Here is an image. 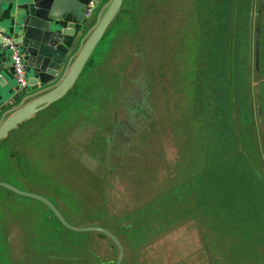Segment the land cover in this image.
Returning a JSON list of instances; mask_svg holds the SVG:
<instances>
[{
	"label": "rangeland",
	"instance_id": "1",
	"mask_svg": "<svg viewBox=\"0 0 264 264\" xmlns=\"http://www.w3.org/2000/svg\"><path fill=\"white\" fill-rule=\"evenodd\" d=\"M195 1L121 0L106 32L63 97L17 124L9 143L1 146L0 182L48 200L73 227H100L114 235L92 225L98 222L94 217L115 228L118 218L151 198L149 208L156 210L161 193L199 168L205 129L213 132L232 125L237 141L233 151L239 148L246 156L242 171L254 169L260 174L261 181L253 182L259 186L264 181V10L259 69L253 75L242 48L243 36L250 40L251 24L255 32L256 19L249 16L252 1L204 0L209 6L205 4V36L200 38ZM257 1L264 9V0ZM146 3L148 7L143 5ZM233 22H241L240 28L229 38ZM233 39L235 45L240 43L239 48ZM218 45L221 54L237 48L230 68L233 76L227 74V67L222 69L224 82L221 75L212 82L207 76L212 86L203 84L200 101L192 103V82L200 79L194 80L195 74L204 77L216 70L213 54ZM198 50L204 53L202 59ZM258 106L260 114H256ZM114 146L118 153L113 152ZM215 181H219L218 173L203 174L197 181L199 189L201 183V189L208 188L202 206L214 216L220 204L212 193ZM184 185L191 198L196 185ZM250 190L252 197L264 199L263 189ZM15 196L23 200L22 225L28 235L24 264H115L118 250L112 240L93 234L84 238L80 233L86 231L65 226L62 230L41 200ZM16 208L11 205L14 211ZM183 216L160 227L155 223L156 229L141 241L127 232L129 220L122 218L118 236L114 235L122 248L119 264H212L225 259L227 245L221 249L205 246L209 239L206 234L202 237L203 215ZM221 219L219 214L220 224L213 228L216 236L223 228ZM1 232L0 264H10ZM18 237L14 235V239ZM210 250H214L212 258ZM22 253L21 248L16 249L11 263L16 264L18 257L21 260Z\"/></svg>",
	"mask_w": 264,
	"mask_h": 264
},
{
	"label": "trees",
	"instance_id": "2",
	"mask_svg": "<svg viewBox=\"0 0 264 264\" xmlns=\"http://www.w3.org/2000/svg\"><path fill=\"white\" fill-rule=\"evenodd\" d=\"M201 2L207 3L204 0L195 1V6L197 5V15L199 12H201V10H198V4H202ZM143 5L148 7L147 3ZM206 6L208 7L209 3H207ZM195 24L197 25V34L200 38L202 35L201 33H205V30H203L204 26L200 25L199 22ZM250 26L252 27V24ZM232 27L233 30H231V33H229V38L234 36L236 30L240 28V24H232ZM106 30L107 29H105L104 33ZM252 34L254 35V31L252 30L251 32L250 28V38H252ZM248 39L246 36H243L242 38V48L244 49L246 57H248ZM234 41L235 40L233 39V44ZM142 42L146 43V39L143 38ZM239 45L234 44V46L237 48H239ZM142 47L144 48V44ZM216 49L217 50H215L213 54V58L216 60L217 64L216 70L213 73L205 74L204 77L200 76V74H195L194 80H196L197 76L200 79L198 80L197 78V81L192 82L195 86L193 90L194 92L189 94L190 96L187 95L189 96L192 103L195 100L198 102L200 101V89L202 88L201 86L203 84H205L206 87L212 86L211 83L208 84L206 80L207 76H209V81L212 82L217 74L219 76L221 75L220 80L224 82L222 72L223 67H227L229 70L227 74H231L233 76V72H230V68L233 69L234 67V51L236 49H233L231 50L232 52L225 54L220 53L219 45ZM198 51L199 57L202 59V56L204 57V53L200 52V50ZM206 51L208 52V49H206ZM252 71L255 73L254 69H252ZM217 129L218 130L213 132H208V130L205 129V140L203 142L205 143L204 151L198 160L199 168H197V170H201L198 173L196 170L190 175H187L185 181L173 183L172 186L168 187L166 192L161 193L159 195V206L156 210L149 208V204L152 203V198L142 205L132 207L130 211L126 212L122 216V218L129 220V225L131 227L129 229L124 227L123 229L126 228V230H128L127 232H133L141 241V239L145 238L149 232H152L156 229L155 223L157 224V227H160L164 223L176 221L181 216L186 217L183 216V214L190 216H201L202 214L204 217L201 218L203 223L201 224V226H203L202 237H204L206 234V237L209 239L207 240L208 244L205 243V246L209 247L216 245L218 249H221L226 245L228 246V252L224 256L225 259H212L215 262L214 263L212 261V264H264V199L261 200L255 196L252 197L250 190L251 188L264 190V181L260 182L259 186H255L253 184L254 181H261L259 180L260 174L252 168V171L250 172L242 171V169H245L246 167L244 161L246 160V156L242 151L239 152V148L233 151V147L236 145L237 141L235 138H233L232 125H227V127L221 126ZM219 137L222 138L221 141L219 140ZM115 146L113 148V152L118 153L116 151L117 147ZM213 173H218L219 178V181L212 182V193L216 195V200L220 202V204L216 206V211L218 212L215 213L216 216H214L210 211L208 212L207 209L202 206L204 199L209 195L207 192L208 188L201 189L203 188L204 183H201L200 189L197 185V181L201 178V175L205 174L206 176ZM188 182L191 183L192 186L196 185L194 189V192L196 193H192L191 198L188 196L187 186L184 185ZM253 200H258V202H256L257 204L253 203ZM247 204L249 205L248 207ZM44 206L47 207L46 205ZM224 213L225 215H222ZM219 214L222 216L221 224L223 228H221L220 232L217 233L218 236H216L215 229L213 228L216 227V224H220V221L217 220ZM51 215L53 216L52 213ZM122 218L117 219V226L115 228L112 226L110 227L109 224H102L97 217H94V219L98 220V222L92 223V225L104 227L111 231L114 235L118 236L117 231L120 230V222ZM59 225L62 230H66V228L60 224V222ZM80 234L84 235V238L88 237L87 235L89 234H93L98 239L105 238L112 242L111 239L103 233L86 231ZM228 240L229 242H227ZM213 251L214 250H210L211 258ZM248 258L252 259L253 261H249Z\"/></svg>",
	"mask_w": 264,
	"mask_h": 264
},
{
	"label": "water",
	"instance_id": "3",
	"mask_svg": "<svg viewBox=\"0 0 264 264\" xmlns=\"http://www.w3.org/2000/svg\"><path fill=\"white\" fill-rule=\"evenodd\" d=\"M86 0H0L9 5V28L10 32L0 28L2 36L12 38L19 46L23 55L27 85L29 78L30 85L40 86L54 82L62 70L69 54L71 36L74 34L73 23H65V15H70L74 21L81 25L85 22L83 13ZM95 3L98 0H93ZM121 0H110L107 8L99 21L91 31L90 35L72 60L65 74L59 82L48 92L36 100L26 104L4 122L0 124V139L13 129L17 124L29 118L35 112L43 109L51 102L61 98L75 82L88 56L102 37L106 27L112 20L113 15L120 6ZM16 35V39L12 36ZM1 53L6 55L5 50ZM4 58V57H3ZM17 87V86H16ZM0 186L5 187L15 193L37 198L46 204L66 228L81 231H98L108 236L118 250V258L115 264H119L122 258V248L115 238L107 230L100 227L77 228L67 224L59 212L46 199L0 182Z\"/></svg>",
	"mask_w": 264,
	"mask_h": 264
},
{
	"label": "crops",
	"instance_id": "4",
	"mask_svg": "<svg viewBox=\"0 0 264 264\" xmlns=\"http://www.w3.org/2000/svg\"><path fill=\"white\" fill-rule=\"evenodd\" d=\"M107 1L108 0H98L96 7L91 14V17L85 18V22H83L81 25H78L70 15L64 16L65 20L63 22V26L65 25V23H73L74 34L71 36V45L69 48V54L67 56L65 64L63 65L62 70L59 73L57 79L50 84L43 85V86H40L39 84L30 85L31 80L29 78L28 79L29 84L27 85L25 89H19L18 87H16L13 81V78H12V71L10 68V62H9L8 56L6 53H5L6 55L2 54L1 49H0V124L4 122L9 116H11L15 111L25 106L26 104L32 102L33 100L38 99L43 94L48 92V90H50L53 86H55L57 82H59L60 78H62V76L65 74L72 60L74 59V57L76 56V54L78 53V51L80 50V48L82 47V45L84 44L88 36L90 35L91 31L93 30V28L99 21L100 17L104 13L103 11L106 7ZM251 1H252L251 2L252 7H251V13L249 12V16L251 18L255 17L256 19L254 20L255 21L254 22L255 32H254V35L252 34L253 39L252 38H250V40L248 39L247 47H248V59H249L248 64H249V67H251V70L254 69L255 73L252 71V74L255 75L257 70L259 69V56H260V49H261L259 35L262 29L260 28V21L262 18L261 13H262V10L264 9L262 5H259V2H257V0L256 1L251 0ZM201 3L202 4H198V10L199 11L201 10V12H199L197 17H198V22L200 23V25L204 26L203 12L205 11L206 3L204 2H201ZM255 3H258V5H257V11L254 12L253 6ZM8 9H9V5L7 3L0 2V28L7 31L8 33H11L10 28L8 27L9 26L8 18L10 16L8 13ZM240 23L233 22V25L240 24ZM250 28L252 31L253 28L251 26ZM201 34H202L201 37L205 36V33H201ZM12 36L15 39L17 38L16 35H12ZM59 99L55 100L52 103H55ZM52 103L48 104L47 106L51 105ZM256 105H259V101L258 103L256 101ZM234 110L235 109L233 107V114H234ZM256 114H260L259 106L256 107ZM32 116L33 114L26 120H29ZM21 123H23V121ZM18 125H16L13 129H11L6 134L5 137L0 139V148L2 145L5 148L6 144L9 143L11 131L16 129ZM1 182L6 183L5 181H1ZM1 189L3 193H0V201H3L2 208H1V212L3 213V216H0V230H1V219L4 220L3 221L4 228H2L3 231L2 232L0 231V232L3 233V240L6 241L7 260H10V264H12L11 261H12L13 252H16V249L18 250L21 248L23 252L21 255L22 258L21 260H19V257H18L15 260V263L20 264L19 262L21 261L22 264H24L23 255H24V248L25 249L27 248L25 244H26L28 235L26 234L25 236L24 226L22 225L24 212L21 206L23 204V200L15 196V195H21V194L15 193L5 187H2ZM8 191L15 193V195L7 193ZM13 204H15L16 207H18L16 208L15 211L11 209V205ZM17 219L18 221L15 223V225H13L14 221ZM15 234H19V237L16 239H14ZM1 239H0V243L3 245V243L1 242Z\"/></svg>",
	"mask_w": 264,
	"mask_h": 264
},
{
	"label": "built area",
	"instance_id": "5",
	"mask_svg": "<svg viewBox=\"0 0 264 264\" xmlns=\"http://www.w3.org/2000/svg\"><path fill=\"white\" fill-rule=\"evenodd\" d=\"M97 2L93 0H86L84 4L83 13L85 18L91 17L92 12L96 7ZM0 47L5 50L12 71V78L15 85L19 89L27 87V78L25 74L24 59L20 52L18 44L10 37L2 36L0 33Z\"/></svg>",
	"mask_w": 264,
	"mask_h": 264
}]
</instances>
